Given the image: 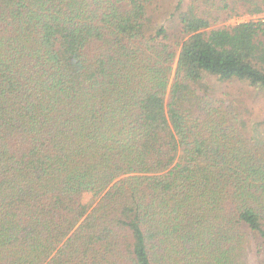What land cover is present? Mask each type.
<instances>
[{
    "label": "trees",
    "instance_id": "trees-1",
    "mask_svg": "<svg viewBox=\"0 0 264 264\" xmlns=\"http://www.w3.org/2000/svg\"><path fill=\"white\" fill-rule=\"evenodd\" d=\"M153 2L0 0V264H264V0Z\"/></svg>",
    "mask_w": 264,
    "mask_h": 264
},
{
    "label": "rangeland",
    "instance_id": "rangeland-1",
    "mask_svg": "<svg viewBox=\"0 0 264 264\" xmlns=\"http://www.w3.org/2000/svg\"><path fill=\"white\" fill-rule=\"evenodd\" d=\"M177 0H154V2L151 5L152 12L151 14V19H154L156 23L159 24H165L168 27H173L176 25V20L175 17L172 18L171 12L175 7ZM260 17H256L254 19H262L264 20V14L259 15ZM252 16H244L240 18H235L231 20L233 23H238V22H243V21H248L251 20ZM169 29V28H168ZM169 32H172L171 29H169ZM210 80V79H209ZM202 82H206L203 80ZM210 82H215V85L217 86V90L219 89V93L224 90L231 87L233 89V93L237 94L238 90H241L243 92L242 97L245 99L246 104L248 106V112H246V118L248 119V123L250 125L252 124H260V128H262L264 132V91H258L259 93L256 94L254 92L253 94H248L246 93V88L242 84H239L238 80H230V81H221L217 79L216 77H212ZM220 82V83H218ZM223 82V83H221ZM238 82V83H235ZM252 90V89H251ZM91 197V194H85L84 200L88 201ZM249 257L251 262L256 263L257 262V255L255 253V249H252L249 252Z\"/></svg>",
    "mask_w": 264,
    "mask_h": 264
},
{
    "label": "built area",
    "instance_id": "built-area-1",
    "mask_svg": "<svg viewBox=\"0 0 264 264\" xmlns=\"http://www.w3.org/2000/svg\"><path fill=\"white\" fill-rule=\"evenodd\" d=\"M262 14H264V13H262ZM247 15H249V14H245V15H243V16H241V17H244V16H247ZM259 15H261V14H256V15H249V16H252L251 18L252 19H254V18H256V17H260ZM235 18H240V17H235ZM235 18H233V19H235ZM256 20V19H255Z\"/></svg>",
    "mask_w": 264,
    "mask_h": 264
}]
</instances>
